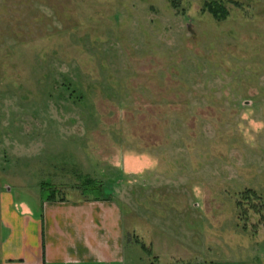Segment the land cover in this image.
Segmentation results:
<instances>
[{"label": "rangeland", "instance_id": "rangeland-1", "mask_svg": "<svg viewBox=\"0 0 264 264\" xmlns=\"http://www.w3.org/2000/svg\"><path fill=\"white\" fill-rule=\"evenodd\" d=\"M86 176L135 259L264 264V0H0V244Z\"/></svg>", "mask_w": 264, "mask_h": 264}, {"label": "crops", "instance_id": "crops-1", "mask_svg": "<svg viewBox=\"0 0 264 264\" xmlns=\"http://www.w3.org/2000/svg\"><path fill=\"white\" fill-rule=\"evenodd\" d=\"M1 218L7 234L0 264H214L131 257L124 213L114 200L64 198L44 202L39 211L13 203Z\"/></svg>", "mask_w": 264, "mask_h": 264}, {"label": "trees", "instance_id": "trees-1", "mask_svg": "<svg viewBox=\"0 0 264 264\" xmlns=\"http://www.w3.org/2000/svg\"><path fill=\"white\" fill-rule=\"evenodd\" d=\"M208 9L211 11V13L217 17H226L227 16V10L220 5L219 3H208L206 5ZM43 190H42V202H48V201H56L58 200V191L55 189L51 190V193L47 192V188L51 185L49 183H43ZM82 187V188H81ZM79 189L81 191V195L83 199L88 200H112L111 194H109L102 184L99 182L93 180L90 177H85L82 181V186ZM49 189V188H48ZM57 196V198H56ZM64 200V199H61Z\"/></svg>", "mask_w": 264, "mask_h": 264}]
</instances>
